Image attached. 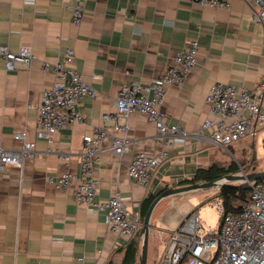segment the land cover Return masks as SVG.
Wrapping results in <instances>:
<instances>
[{
  "label": "crops",
  "instance_id": "1",
  "mask_svg": "<svg viewBox=\"0 0 264 264\" xmlns=\"http://www.w3.org/2000/svg\"><path fill=\"white\" fill-rule=\"evenodd\" d=\"M228 2L227 8H213L194 0H82L81 23L75 26L70 21L75 0H0V46L12 52L30 48L34 56L28 66L10 72L0 57V148L16 150L26 142L35 149L22 168L7 166V176L0 173V264H122L130 242L137 243L138 264L139 232L132 238L111 232L104 212L89 210L49 178L78 174L82 138L102 125L104 113L115 111L122 85L148 84L160 77L192 40L198 44L197 64L180 86L166 88L160 108L165 122L180 126L189 137L168 139L161 146L153 125L132 113L126 152L114 155L107 151L109 139L101 143L104 151L93 170L94 200L105 202L118 189L127 208H139L150 195L193 184L198 170L223 166V159L228 161L223 152L239 154L240 142L250 137L225 150L208 140V131H201L211 118L205 101L211 84L251 90L264 78V34L251 21L254 6L245 0ZM68 47L74 52L75 70L97 95L84 96L78 105L84 122L57 132L49 144L37 136V107L42 90L54 82L53 65ZM195 132L200 135L193 136ZM107 133L108 138L113 135L110 126ZM161 149L168 157L146 185L128 177L127 166L136 153L155 155ZM66 154L68 161L62 158ZM184 195L155 207L148 248L157 245L162 254L168 231L197 208L168 215Z\"/></svg>",
  "mask_w": 264,
  "mask_h": 264
},
{
  "label": "built area",
  "instance_id": "2",
  "mask_svg": "<svg viewBox=\"0 0 264 264\" xmlns=\"http://www.w3.org/2000/svg\"><path fill=\"white\" fill-rule=\"evenodd\" d=\"M201 6L213 8L229 7L228 0H194ZM253 4L251 21L260 24L264 34V0H245ZM83 12L82 0H75L71 23L80 25ZM198 44L192 40L177 52L173 63L158 78L148 84L130 81L122 85L115 99V111L101 116L102 125L93 128L92 134L83 136L78 154V174L65 172L49 178L55 188L70 191L72 197L83 202L89 210L104 212V221L113 233L132 238L141 227L139 208H127L120 199L118 189L105 202H96L94 196L97 180L93 177L94 166L98 164L101 143L110 141L107 151L121 156L126 152L130 139L127 136L128 118L138 113L146 118L155 129V140L164 145L168 139L187 138L189 134L176 124L165 122L166 114L161 111L166 88L180 86L197 64ZM0 57L7 72L28 66L33 59L30 48L22 47L16 52L0 46ZM43 68L47 64L43 63ZM54 82L41 92L37 107V136L52 143L53 135L84 118L78 105L84 96L95 98L97 92L74 68V52L66 48L61 59L53 65ZM211 118L206 119L201 131H208V140L228 150L245 137H256L264 128V78L251 90L228 84L213 83L205 98ZM113 135L108 138L107 127ZM199 132L193 136H199ZM15 138L24 139V134ZM32 143L21 148L7 150L0 148V173L5 167L22 168L25 158H33ZM168 157L161 149L155 155L136 153L127 166V175L139 185H146L161 161ZM63 160L70 157L66 154ZM4 175L7 176L6 173ZM250 190L248 201L236 202L238 210H227L223 201L212 197V206L219 215L216 232L207 231L199 217L198 208L191 209L178 225L168 231L160 264H264V179L245 183Z\"/></svg>",
  "mask_w": 264,
  "mask_h": 264
},
{
  "label": "rangeland",
  "instance_id": "3",
  "mask_svg": "<svg viewBox=\"0 0 264 264\" xmlns=\"http://www.w3.org/2000/svg\"><path fill=\"white\" fill-rule=\"evenodd\" d=\"M238 146L239 154L222 153L226 156L221 165L227 167L233 163L237 168L236 175L250 173L251 171H264V130H260L256 137L243 139ZM240 184V183H236ZM218 188H211L207 190H199L195 192L186 193L183 202L175 203L171 207L168 215L176 216L183 215L189 207H197L199 217L204 228L207 231L216 232L219 224V215L212 206V197L217 193ZM177 196V195H176ZM173 197L165 199L166 202ZM179 210V213H178ZM191 210V209H190ZM185 215V214H184ZM157 245L154 248L149 247L147 250L146 264H160L161 253L157 251Z\"/></svg>",
  "mask_w": 264,
  "mask_h": 264
},
{
  "label": "trees",
  "instance_id": "4",
  "mask_svg": "<svg viewBox=\"0 0 264 264\" xmlns=\"http://www.w3.org/2000/svg\"><path fill=\"white\" fill-rule=\"evenodd\" d=\"M237 168L233 163L227 167L212 164L205 170H198L190 183L210 182L221 178L227 174H234ZM217 196L223 201L227 210H238L234 207L236 202H245L249 200L250 190L246 184H230L218 189ZM156 195H150L144 198L139 206L141 219H143L146 210ZM137 243L130 242L124 250L122 264H136L137 263Z\"/></svg>",
  "mask_w": 264,
  "mask_h": 264
},
{
  "label": "water",
  "instance_id": "5",
  "mask_svg": "<svg viewBox=\"0 0 264 264\" xmlns=\"http://www.w3.org/2000/svg\"><path fill=\"white\" fill-rule=\"evenodd\" d=\"M264 179V171H251L244 174H227L221 178L210 182H199L190 185L179 186L175 188H167L162 190L150 203L146 213L142 219L141 227L139 230V239L141 242L140 254L138 257V264H146L147 262V250H148V238L150 229L152 227V215L155 207L166 198H170L176 195L186 194L199 190H207L211 188H221L230 184H245L246 182L257 181Z\"/></svg>",
  "mask_w": 264,
  "mask_h": 264
}]
</instances>
